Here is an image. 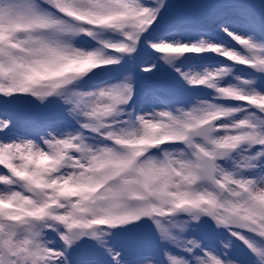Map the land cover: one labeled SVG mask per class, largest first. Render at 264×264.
<instances>
[{"label":"snow or ice","instance_id":"snow-or-ice-1","mask_svg":"<svg viewBox=\"0 0 264 264\" xmlns=\"http://www.w3.org/2000/svg\"><path fill=\"white\" fill-rule=\"evenodd\" d=\"M0 264H264V0H0Z\"/></svg>","mask_w":264,"mask_h":264}]
</instances>
